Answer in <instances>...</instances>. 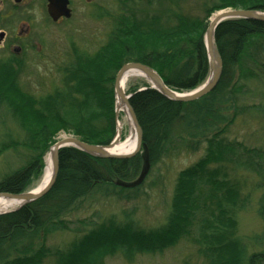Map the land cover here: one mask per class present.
Returning <instances> with one entry per match:
<instances>
[{"label": "trees", "instance_id": "obj_1", "mask_svg": "<svg viewBox=\"0 0 264 264\" xmlns=\"http://www.w3.org/2000/svg\"><path fill=\"white\" fill-rule=\"evenodd\" d=\"M225 9L264 13V0H218L204 9L203 18L175 14L176 24L171 26L162 25V15L124 13L115 20L108 42L95 54L73 51L74 61L64 69L66 86L43 99L16 87L18 61L16 69L0 63V96L22 120L34 154L24 168L0 181V193L26 192L41 177L44 156L62 131L90 145L106 146L113 141L114 84L125 64L150 66L179 93L202 86L209 76L208 21ZM215 40L223 72L216 89L202 99L172 101L147 83L131 88L130 104L143 131L142 153L116 159L94 157L73 147L60 151L52 189L33 203L0 214V264H41L51 256L57 264H105L116 255L131 262L138 255L164 253L182 240L197 245L207 264H264V251L248 255L245 242L237 236L241 190L230 180L227 167L244 166L262 177L261 153L224 139L226 128L219 127L227 122L221 112L227 107L239 109L237 100L250 84L259 82L264 89V22L226 21L217 28ZM201 139L207 141L205 156L179 173L166 225L144 231L131 225L103 224L68 250L53 252L47 247V237L66 229L69 217L98 192L122 195L139 190L142 185L127 190L116 181L139 176L145 148L151 164H156L180 145L198 150L196 142Z\"/></svg>", "mask_w": 264, "mask_h": 264}, {"label": "rangeland", "instance_id": "obj_2", "mask_svg": "<svg viewBox=\"0 0 264 264\" xmlns=\"http://www.w3.org/2000/svg\"><path fill=\"white\" fill-rule=\"evenodd\" d=\"M217 1L73 0L75 5L73 15L56 24L47 13L45 0H28L19 7H15L11 0H0V33L5 32L7 35V41L3 48H0V63L10 64L16 69L15 62L18 61L21 68L17 69L19 72L16 74V87L27 95L43 99L66 86L64 69L74 61L73 51L78 49L90 55L95 54L108 42L115 28V20L122 14L135 12L141 17L146 14L162 15V25L171 26L176 24L175 14L203 18L204 9ZM17 48L21 50L18 51ZM146 83L150 84L143 77L132 78L126 88V95L130 94L132 87H142ZM262 87L259 82H253L237 100L239 109L224 108L221 113L227 117V122L219 124V127L226 128L224 139L238 141L245 147L261 153L258 163L264 170ZM115 104L116 98L114 106ZM14 112L0 96V181L5 176L24 168L34 155L32 147L28 146L29 133ZM63 134L73 136L72 133L62 131L55 137V143ZM128 135L129 127L126 125L121 140L124 141ZM206 142V139L196 142L198 150L186 149L185 145H180L156 164H151L150 173L138 191L122 195L98 192L80 212L69 217L66 229L57 230L55 234L47 237L45 241L47 247L53 252L68 250L93 227L103 224L131 225L144 231L163 227L170 216L179 173L204 158ZM142 151L143 149L140 153ZM48 155L49 151L46 156ZM46 156L41 177L34 180L27 191H32L41 182L46 168ZM227 167L230 169V180L237 183L241 190V200L236 211L237 236L245 242L248 255L263 252L264 217L261 210L264 206V175L260 177L255 171L244 166L233 169L230 165ZM38 242L36 240V244ZM41 264H57V259L51 256ZM105 264H207V262L199 254L197 245L189 240H182L161 254L138 255L131 262L122 255H116L107 258Z\"/></svg>", "mask_w": 264, "mask_h": 264}, {"label": "water", "instance_id": "obj_3", "mask_svg": "<svg viewBox=\"0 0 264 264\" xmlns=\"http://www.w3.org/2000/svg\"><path fill=\"white\" fill-rule=\"evenodd\" d=\"M22 1L23 0H15L16 3H21ZM69 4H70L69 0H48L47 12L51 20L53 22H58L60 18L69 19L72 16V12L69 7ZM236 19L258 20L264 22V13L255 10L227 9L218 12L210 19V22L208 24L205 33V46L207 50L208 63H209V76L206 82L202 86L189 93H179L172 90L165 84V82L163 81V79L160 77V75L156 70L142 63H136V62L127 63L120 69V71L116 76L115 86H114L115 98H116L115 115L117 120L118 119L117 96L120 95L122 97L123 103H125L128 107L129 114L138 132L139 147L136 151L126 155H115L110 153L111 148H113V146L118 142L119 139L118 135H116L115 139L109 145L106 146L90 145L74 136L60 138L49 150V160L53 167V176L50 183H48L44 189H42L37 193H34L33 191H26L20 194L0 193V196L15 198L16 200L22 202L21 207L33 203L39 200L40 198H42L43 196H45L52 189V187L56 182L59 173V154L60 151L65 148H69V147L77 148L83 152L88 153L91 156L98 158L128 159L140 153L141 149H143L144 147L143 131L138 122L137 116L130 104V99L132 98V94L126 95V93L124 92L122 93L121 84L124 76L131 72L140 73L150 82L151 88L156 89L163 96H165L166 98L172 101H177L181 103H191L202 99L203 97L207 96L216 89L223 72V60L217 48L216 40H215L216 30L222 23ZM5 37H6V33L1 32L0 44L5 39ZM144 89L145 88L141 90ZM150 170H151L150 156L148 150L145 148V151L143 153V166L139 176L132 181L118 180L116 181V185L124 189H136L141 185H143L147 176L150 173Z\"/></svg>", "mask_w": 264, "mask_h": 264}, {"label": "bare ground", "instance_id": "obj_4", "mask_svg": "<svg viewBox=\"0 0 264 264\" xmlns=\"http://www.w3.org/2000/svg\"><path fill=\"white\" fill-rule=\"evenodd\" d=\"M134 77L145 78L143 75L136 72H131L126 74L121 84L122 93L123 92L126 93V88L130 80ZM117 105H118L117 135L119 139L118 142L113 146V148H111L110 153L115 155H126L133 153L138 149L139 147L138 132L129 114L128 107L125 103H123L122 97L120 95L117 96ZM126 125L129 127V135L124 141H122L121 135L124 132ZM66 137L68 136L66 134H63L60 138H66ZM52 176H53V167L49 160V155H48L46 156V168L44 171V175L41 179V182L32 191L34 193H37L42 189H44L47 186V184L50 183ZM21 205L22 202L16 200L15 198L0 196V214L16 210L20 208Z\"/></svg>", "mask_w": 264, "mask_h": 264}, {"label": "flooded vegetation", "instance_id": "obj_5", "mask_svg": "<svg viewBox=\"0 0 264 264\" xmlns=\"http://www.w3.org/2000/svg\"><path fill=\"white\" fill-rule=\"evenodd\" d=\"M3 1H9V0H3ZM13 2V5L15 7H19V6H22L24 3H26L28 0H23L21 3H16L15 0H11ZM46 1V7L48 5V0H45ZM70 4H69V7L71 9V12H72V15L74 13V9H75V5H74V2L73 0H69ZM64 20H67L65 18H60L58 22H54L56 24H59V23H62ZM7 41V35L5 37V39L1 42L0 44V48H3L5 42ZM18 51H20L21 49L20 48H17Z\"/></svg>", "mask_w": 264, "mask_h": 264}]
</instances>
